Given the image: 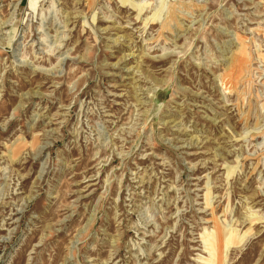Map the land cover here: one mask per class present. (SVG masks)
<instances>
[{"label": "rangeland", "instance_id": "rangeland-1", "mask_svg": "<svg viewBox=\"0 0 264 264\" xmlns=\"http://www.w3.org/2000/svg\"><path fill=\"white\" fill-rule=\"evenodd\" d=\"M0 264H264V0H0Z\"/></svg>", "mask_w": 264, "mask_h": 264}]
</instances>
